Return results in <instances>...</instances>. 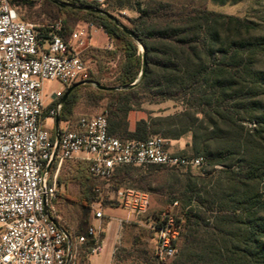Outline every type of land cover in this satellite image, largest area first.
I'll use <instances>...</instances> for the list:
<instances>
[{
    "label": "built area",
    "instance_id": "built-area-1",
    "mask_svg": "<svg viewBox=\"0 0 264 264\" xmlns=\"http://www.w3.org/2000/svg\"><path fill=\"white\" fill-rule=\"evenodd\" d=\"M81 1L105 5L107 0ZM43 28L41 33L25 21L11 0H0V264H79L80 250L89 239L90 255L101 248L107 228L105 199L117 201L130 214L149 210L148 194L113 190L119 168L195 169L204 164L203 157L172 152L169 140L156 135L145 140L110 135L105 112L60 121L57 130L60 99L73 85L89 80L91 66L74 46L84 45L85 30H75L66 41L61 19ZM46 81H58L62 87L46 95ZM75 159L88 161L89 173L100 182L91 206L94 223L81 236L64 225L56 209L58 175ZM177 207L174 202L150 225L156 255L164 261L179 252L185 220L175 214Z\"/></svg>",
    "mask_w": 264,
    "mask_h": 264
},
{
    "label": "rangeland",
    "instance_id": "rangeland-1",
    "mask_svg": "<svg viewBox=\"0 0 264 264\" xmlns=\"http://www.w3.org/2000/svg\"><path fill=\"white\" fill-rule=\"evenodd\" d=\"M58 2L73 5V7H66L74 10H84L79 8L84 6L73 4L68 0H59ZM12 3L20 7L22 18L36 25L37 30H40L41 33L45 30L43 26L57 20L49 15L50 7L44 5L45 0H14ZM159 3L171 4L179 8L182 6L184 7L182 12H197L207 8L222 16L223 18L217 19L219 20L217 30L221 33V43L216 48H230L231 57L238 55L235 61L230 58L225 61V64L234 66L232 74L236 79L233 88L224 92L218 87L210 88L208 85H200L194 88L193 95L186 97L180 95L177 99L165 98L160 89L144 93L140 92L139 88L135 90L138 103L132 105V111L128 115L129 130L134 131L136 122L142 119H156L181 114L189 110L192 117L197 120L195 124L197 128L207 129L208 127L209 131H212V127L200 110L204 109L210 112L209 115L212 114L214 120L219 122V132L221 135L229 137L234 148H231V154L228 155L225 165L213 166L204 159L206 163L200 168L193 169V175L210 174L208 178H213V183L220 182L222 186L228 184L232 187L236 186L242 200L244 196H247L253 198V204L256 201L258 202L256 205H259V202L264 203V120L261 119L264 118V80L261 79L264 73V0H107L105 10L100 9L109 13L116 21L102 13H93L103 16L129 34L123 27L134 32L159 22V19L156 18L149 22L145 21L139 11L148 10ZM60 18L65 17L60 16ZM236 19L250 22L254 24V27L252 26L253 28L248 31ZM91 21L94 22V26L84 20H72L69 24L70 32L77 29L86 31V36L83 37V46L73 43L77 51L85 60L89 61L91 66L89 80L86 83H81V87L77 91V95H81V97L76 99L73 113L69 117L70 120H75L79 115L101 112L110 116L111 110H113L110 106H116L115 101L110 97L96 101L93 92L98 89V85L117 87L113 84L122 58L120 42L112 39L96 19ZM240 42H243L245 47L236 54L232 50L233 44ZM138 48V56L141 57L143 48L140 44H138ZM95 50L116 52L117 55L115 58L105 57L100 64L98 62L100 56ZM215 58L216 56H212L210 62H214ZM99 73L100 76H98ZM138 82L139 79L135 83ZM61 87V83L58 81H46L44 84L46 95H49L53 90H60ZM122 90L124 89L121 88L117 91ZM49 103L50 101L47 100L46 104ZM216 110L225 117L232 118L235 125L229 126L224 120L219 119L212 113ZM156 136L165 138L163 134ZM169 142L172 152L193 154L191 133L177 140H169ZM217 142L224 145L226 139ZM79 162H82L81 159L66 162L58 175L61 193L56 199V209L64 225L72 230H76L79 223V205L74 196L81 194L82 191L79 186L62 181V176L67 177ZM170 175L171 173L166 170L157 171L150 167L127 166L115 176L113 190L146 193L150 203L148 212L145 215H139L130 214L117 201L104 200V213H113L122 220L117 231L118 241L108 264H173L178 258L183 240L179 243V252L174 259L161 260L156 255V241L150 228L153 220L161 212L169 210L173 204L168 200L170 190L165 188ZM97 185H100L99 181H97ZM110 208L114 210H109ZM174 212L177 216L184 217L185 220L180 205L174 209ZM256 213L259 220L264 221V208L257 206ZM235 215V222L224 237L212 232L211 237L208 235L207 239L199 245L197 255L201 264L206 262L207 264H264L255 257L247 256L246 238L244 237L246 216L242 209L237 210ZM92 223H94V216L91 211ZM217 238L223 240H217ZM211 250L212 253H210ZM203 260H205L204 263ZM79 264H90V257L79 261Z\"/></svg>",
    "mask_w": 264,
    "mask_h": 264
},
{
    "label": "trees",
    "instance_id": "trees-1",
    "mask_svg": "<svg viewBox=\"0 0 264 264\" xmlns=\"http://www.w3.org/2000/svg\"><path fill=\"white\" fill-rule=\"evenodd\" d=\"M14 0H11L13 2ZM59 0H45V6L50 7L49 15L63 21L65 32L63 38L69 41L73 31H69V24L72 20H84L94 23L96 19L100 26L112 38L120 42L122 58L114 86L125 88L122 91H107L97 89L93 92L96 101L104 97L112 98L116 106H110V116H108L110 135L120 139L145 140L151 135L163 134L169 140H177L182 136L191 133L192 153H178L181 156L203 157L210 165H225L231 148H234L229 137L219 132V122L214 120L210 112L202 109L206 121L212 127L197 128L196 119L187 110L184 113L160 117L156 119H142L135 124L134 131L128 128V115L132 111V105L138 103L135 90L140 88V92L150 93L153 89H160L162 95L167 99H177L193 95L197 86L208 85L210 88H221L222 91L233 88L235 76L232 74L234 66L225 64L227 58L232 61L238 55L230 56V48H216L221 43V33L217 30L222 16L203 8L197 12L185 11L184 7H175L171 4L159 3L148 10H139L141 17L145 21L159 19L155 25H148L142 29L135 30L132 35L126 34L114 23L91 11L74 10L63 7ZM76 5L84 7H97L103 10L105 5L83 2L81 0H68ZM63 16L65 18H60ZM246 30L249 31L254 24L236 19ZM215 26V27H214ZM253 26V27H252ZM140 44L144 51L142 56H138ZM245 45L243 42L233 44L232 50L238 54ZM98 54V62L102 64L107 56L116 57V52H102L95 50ZM212 56H216L214 62H210ZM143 58L146 61V71H143ZM101 74L99 73L98 76ZM261 77L264 80V73ZM139 79V82L132 88L131 85ZM81 84L73 89L69 97L63 103L59 118L61 122L70 120L69 118L76 103L77 95ZM192 89V91H190ZM66 94L64 92L62 98ZM62 98L60 100H62ZM211 102V101H208ZM58 101L53 102L49 107H53ZM213 106V105H212ZM214 107V106H213ZM197 113V112H195ZM219 119L229 126H234L232 118H227L220 112L213 111ZM221 115V116H220ZM264 120V118H261ZM226 139L224 145L217 141ZM215 151V152H214ZM77 163L67 177L62 176V181L73 183L81 189V194L74 196L79 205V223L74 230L75 235H87L91 226L92 204L96 200L95 188L97 180L89 173L90 163L85 160ZM204 162V164L206 163ZM203 164V165H204ZM127 167V166H125ZM119 168L116 175L123 168ZM155 170H166L171 173L166 182L165 188L170 190L168 200L170 203L178 202L180 209L185 215V225L183 227L179 243L180 255L173 264H201L197 255L199 245L204 242L212 232L219 235L227 234L232 228L237 210H243L246 216L244 237L247 256L255 257L264 262V221L257 217V206L264 208V203H252L251 197L244 196L243 200L236 186L230 184L223 185L214 182L213 178H208L210 174L193 175L192 168H165L153 166ZM256 207V208H255ZM248 212V213H246ZM108 223L104 220V225ZM154 237V233H153ZM104 234L100 237L102 241ZM223 240L217 238V240ZM93 241H89L80 250V260L90 257L89 246ZM212 253V250L210 251ZM205 260H203L204 263ZM204 264H207L204 263Z\"/></svg>",
    "mask_w": 264,
    "mask_h": 264
},
{
    "label": "crops",
    "instance_id": "crops-1",
    "mask_svg": "<svg viewBox=\"0 0 264 264\" xmlns=\"http://www.w3.org/2000/svg\"><path fill=\"white\" fill-rule=\"evenodd\" d=\"M109 210H114L110 208ZM108 223L102 240L101 248L98 253L90 255V264H108V260L112 255V252L116 246L121 218L113 213L107 212L105 214ZM97 223V221H95ZM102 254V255H100Z\"/></svg>",
    "mask_w": 264,
    "mask_h": 264
},
{
    "label": "water",
    "instance_id": "water-1",
    "mask_svg": "<svg viewBox=\"0 0 264 264\" xmlns=\"http://www.w3.org/2000/svg\"><path fill=\"white\" fill-rule=\"evenodd\" d=\"M62 6H63V7H66V6L73 7V5H70V4H62ZM79 8H82V9H84V10H88V11H92V12H99V13H102V14H104L105 16H107V17L113 19L114 21H116L114 18H112V16H111L109 13H107V12L101 10L100 8H99V9H97V8H95V7H79ZM123 29H124L126 32H128L130 35L133 34L132 32L126 30L124 27H123ZM142 48H143V47H142ZM143 51H144V48H143ZM143 61H144V62H143V71H142L141 76H143V75L145 74V71H146V61H145V58H143ZM80 84H81V83H80ZM80 84H75V85H73L72 87H70V88L66 91V94H65L64 97L62 98L61 102L64 103V102L66 101V99L68 98V96L70 95V93L73 91V89H74L75 87H77L78 85H80ZM136 84H137V83L132 84L130 88L134 87ZM98 88H99V89H102V90L113 91V90H119V89H121L122 87H121V88H119V87H105V86H102V85H98ZM122 89H125V88H122ZM59 123H60V118L57 117V118H56V129H57V130H58V128H59ZM57 135H58V134H57Z\"/></svg>",
    "mask_w": 264,
    "mask_h": 264
}]
</instances>
